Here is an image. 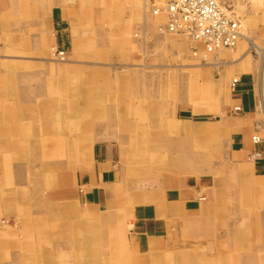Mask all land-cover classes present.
I'll return each mask as SVG.
<instances>
[{
  "label": "crops",
  "instance_id": "0c3cea01",
  "mask_svg": "<svg viewBox=\"0 0 264 264\" xmlns=\"http://www.w3.org/2000/svg\"><path fill=\"white\" fill-rule=\"evenodd\" d=\"M30 2L0 0V218H21L27 241H65L81 264H124L130 249L129 261L166 264L170 254L177 260L181 241H188L187 264H264V27L253 26L225 59L182 68L202 78L177 82L191 99L175 111L162 109L157 92L152 110L135 109L124 98L126 83L118 93L122 108L111 113L120 126L99 125L110 116L99 109L110 102V79L93 80L89 94L80 84L72 101L65 96L66 72L96 76L97 58L76 45L65 64L49 55L51 47L68 52L73 46L75 28L83 29L81 7ZM195 84L202 88L196 98ZM84 116L95 128L82 146ZM211 149L226 150L227 157L211 164ZM121 218L126 241H107L113 248L107 253L97 250L99 231L113 233ZM227 223L233 254L248 257L218 251L206 258L212 232ZM46 257L44 264H54Z\"/></svg>",
  "mask_w": 264,
  "mask_h": 264
},
{
  "label": "rangeland",
  "instance_id": "374dc122",
  "mask_svg": "<svg viewBox=\"0 0 264 264\" xmlns=\"http://www.w3.org/2000/svg\"><path fill=\"white\" fill-rule=\"evenodd\" d=\"M37 1L38 3H44L47 0ZM218 1L240 20L243 35L248 36L253 26L264 27V0ZM66 5L68 7H73L74 5L81 7L82 18L84 20L83 29L75 28L74 35H76V40L74 39L73 46L67 52L65 61L58 62L53 59L52 52L55 47H51L49 50L50 59L53 63L57 64L69 62L72 52L71 48L73 47L75 50V45L77 48H82V50H88L91 56L97 58L96 76L92 75L91 77L89 73L84 71L70 70L66 72L65 82L68 89L66 88L65 96L67 97L66 100L72 101L74 94H77L80 84H82L81 93L89 94L92 87L89 83H93V80L96 81L98 79L100 82L104 81L106 77L110 79L112 83L108 87L110 102H103L102 106L99 107L100 110H110V116H106L103 120L98 121L99 125L120 126L117 125L119 124V118L111 115V113L112 109L117 110L122 108V102L118 99V93L121 90V86L126 83L129 86L125 91L124 98H126L127 103L134 104L135 106L133 107L135 109L152 110L154 108L155 92H157V94H162L160 97H157L158 100L161 99L162 109L166 111L173 109L175 111L178 103L181 101L185 102L188 98L191 99V97L185 98L181 94V91L186 89L183 86L177 85V82L182 79L193 78L195 83H197L196 81L202 78L197 73L187 75V71L180 73V70L187 66L201 67L202 65H212L215 57L219 56L218 59H225L226 55L233 51L226 50L218 55H212L205 64L201 63L200 60H196L193 58L192 49L201 48V45L191 42L184 36L160 35L158 27L160 24H165L166 19L163 16L155 17L151 14L149 0H66ZM43 42L41 40L38 45H41ZM175 67L179 69V72L174 71L173 68ZM121 78H123V81H118ZM84 82L87 83L86 86H84ZM120 82L122 83L121 85ZM190 88H192L195 98L200 93L198 90L202 89L201 86H196V84ZM82 104L85 105L84 102ZM172 105H174L173 108ZM67 120L68 122L69 120L71 121V126L73 127L75 124L74 119ZM152 121L153 117L147 113L145 123L150 124ZM78 123L79 121L76 120V125H79ZM80 124L83 130L81 145L85 146L86 142L83 143V139L86 131H89L90 128L93 130L95 125L90 127L91 124L88 116L82 117ZM148 145H153V143L151 142ZM84 150L81 149V152L86 155L87 152ZM164 154V158L167 156L166 161L168 162L169 154L166 152ZM209 157L210 163L215 164L218 159L227 157V151L211 149ZM6 187V189H9L13 185H6ZM102 214L98 215L101 216ZM4 216L5 214L0 218V264H44V261L47 259L46 255L48 254L54 257V264H81V261L78 262L77 252L73 246L61 245L65 241H40V237H37V241H27L26 233L21 228V218L17 217V219L12 220L5 219ZM20 217L23 216L20 215ZM92 217V219L81 218V221L86 222L96 218ZM228 226H230L229 223H227L225 229L212 232L215 234V237H212L214 245L212 248L210 247L213 252L206 250L204 252L206 258L218 256V251L233 254L234 245L231 235L233 231L229 230ZM113 227V233L115 234L111 233L112 229L107 230L106 228H102V231H99L95 240L99 242L96 247L97 250L107 253L113 249L110 244L105 245L107 241H120V238L123 240V243L126 241L127 227L124 219L121 218V222L114 224ZM240 233L246 235L248 238L249 231L246 232L244 225L240 228ZM181 242L183 244L178 247L179 255L177 260L173 259L175 256L173 257L170 254L167 257L168 262L166 264H187L185 262V253H187L186 242L188 241ZM243 246L241 248L243 251L250 249L249 246ZM118 254L124 257L125 252L120 251ZM128 257H130V260L134 259L131 249L124 257L123 263L139 264L138 262L129 261ZM231 257H239L241 259L248 256L235 252ZM212 264H226V262H214ZM229 264L255 263L240 260L239 262L233 261Z\"/></svg>",
  "mask_w": 264,
  "mask_h": 264
},
{
  "label": "built area",
  "instance_id": "2783aa9c",
  "mask_svg": "<svg viewBox=\"0 0 264 264\" xmlns=\"http://www.w3.org/2000/svg\"><path fill=\"white\" fill-rule=\"evenodd\" d=\"M149 6L153 16L166 19L158 27L160 35L184 36L201 45L192 49L193 58L201 63L212 55L234 50L243 37L240 20L218 0H149ZM52 57L63 62L67 52L53 50ZM237 83L235 78L233 85ZM252 142L257 145L261 139L254 136Z\"/></svg>",
  "mask_w": 264,
  "mask_h": 264
},
{
  "label": "bare ground",
  "instance_id": "6f19581e",
  "mask_svg": "<svg viewBox=\"0 0 264 264\" xmlns=\"http://www.w3.org/2000/svg\"><path fill=\"white\" fill-rule=\"evenodd\" d=\"M263 51V50H262ZM16 153V152H15Z\"/></svg>",
  "mask_w": 264,
  "mask_h": 264
}]
</instances>
